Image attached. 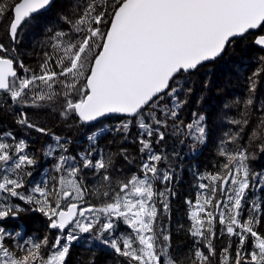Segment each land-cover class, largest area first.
Masks as SVG:
<instances>
[{
	"label": "snow or ice",
	"instance_id": "obj_1",
	"mask_svg": "<svg viewBox=\"0 0 264 264\" xmlns=\"http://www.w3.org/2000/svg\"><path fill=\"white\" fill-rule=\"evenodd\" d=\"M56 3L0 0V264H66L82 239L113 264H264V170L249 163L264 154V56L246 94L224 96L235 131L217 141L203 110L183 116L206 63L240 40L264 51V0H59L42 23ZM29 29L43 39L25 48ZM23 132L48 139L33 151ZM78 136L87 146L72 155ZM170 141L193 153L212 143L225 161L197 173L202 191L175 232L162 222L177 195ZM41 158L52 167L36 182ZM35 214L45 230L29 236L18 222ZM81 264H95L91 248Z\"/></svg>",
	"mask_w": 264,
	"mask_h": 264
},
{
	"label": "trees",
	"instance_id": "obj_2",
	"mask_svg": "<svg viewBox=\"0 0 264 264\" xmlns=\"http://www.w3.org/2000/svg\"><path fill=\"white\" fill-rule=\"evenodd\" d=\"M59 9V0L41 17L42 23L49 21L55 22L56 12ZM40 29H29L23 38L24 47L33 45L34 42L42 40ZM260 56H264V51L255 46L250 40H240L236 43L234 50H229L227 54L213 63L205 64L200 70L192 77L194 81V94L191 98L189 105L184 109L183 116L185 119L190 118L192 111L203 110L210 118V123L213 125L217 141L222 138L224 132L230 129L235 131L236 128L227 123V119H222V116L227 112L228 116L239 118L237 109L231 110L223 109V96L237 97L246 94L245 78L257 66V60ZM226 90V93L223 92ZM203 95L204 99L201 104H197V99ZM264 98V91L261 92ZM258 115V114H257ZM119 117H113L104 121L105 124H114L118 122ZM8 127V124L5 125ZM54 131L60 134V129L55 128ZM252 127H246L244 130L243 139L240 144H246L248 138L251 136ZM21 136L28 137L30 135V143L32 150H38L41 145L47 141V137H41L37 133H20ZM75 143L69 148V152L75 155L77 152L82 151L86 147V142L83 136L74 137ZM110 137L100 141V147H104ZM256 143V142H253ZM173 147L179 153L178 157L170 158L169 166L175 169L176 179L172 187L177 195L171 201V217L170 221L167 217H162V222L165 225L171 226L175 232L178 224L187 226L188 221L185 218L186 205L185 199H192L195 202V197L198 192L196 185L200 182L197 178V173L203 174L205 172H215L222 170V164L225 162L224 158L217 155L216 147L214 144L209 143L207 147L201 148L198 152L193 153L189 150L187 144L181 146L179 144L173 145L169 142L167 151L171 153ZM227 147L231 149L233 146L228 144ZM250 165L255 170H264V154L258 153L255 160H251ZM178 165V167H177ZM52 167V160H44L41 158L39 165L35 168L32 180L39 182L44 175L46 169L50 170ZM92 177H89L91 180ZM91 186V185H90ZM163 190L164 184L158 185ZM19 224L23 225L27 234L30 236L33 233L42 234L45 230L43 217L35 214L31 217L22 218ZM120 232H126L127 229L123 225L119 229ZM177 241L188 244L183 235L175 236L174 243ZM219 244V241H217ZM91 248L95 254V264H113V254L111 249L100 244L99 242H87L81 240L72 245L70 255L66 260V264H81L83 259H86L88 249Z\"/></svg>",
	"mask_w": 264,
	"mask_h": 264
},
{
	"label": "flooded vegetation",
	"instance_id": "obj_3",
	"mask_svg": "<svg viewBox=\"0 0 264 264\" xmlns=\"http://www.w3.org/2000/svg\"><path fill=\"white\" fill-rule=\"evenodd\" d=\"M224 93H226V90H223ZM224 97V96H223ZM223 101H224V98H223Z\"/></svg>",
	"mask_w": 264,
	"mask_h": 264
},
{
	"label": "water",
	"instance_id": "obj_4",
	"mask_svg": "<svg viewBox=\"0 0 264 264\" xmlns=\"http://www.w3.org/2000/svg\"><path fill=\"white\" fill-rule=\"evenodd\" d=\"M255 46H256V45H255ZM258 48H259V47H258ZM222 57H223V56H222ZM219 59H220V58H219ZM217 60H218V59H217ZM217 60H216V61H217ZM209 63H213V62H209ZM206 64H208V63H206Z\"/></svg>",
	"mask_w": 264,
	"mask_h": 264
}]
</instances>
